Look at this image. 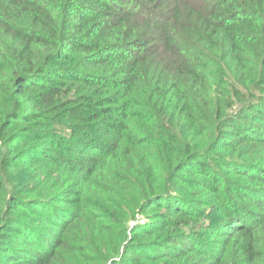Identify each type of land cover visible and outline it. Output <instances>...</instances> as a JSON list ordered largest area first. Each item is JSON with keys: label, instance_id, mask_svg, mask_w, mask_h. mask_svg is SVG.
Wrapping results in <instances>:
<instances>
[{"label": "trees", "instance_id": "16d2710c", "mask_svg": "<svg viewBox=\"0 0 264 264\" xmlns=\"http://www.w3.org/2000/svg\"><path fill=\"white\" fill-rule=\"evenodd\" d=\"M0 264H264V0H0Z\"/></svg>", "mask_w": 264, "mask_h": 264}]
</instances>
